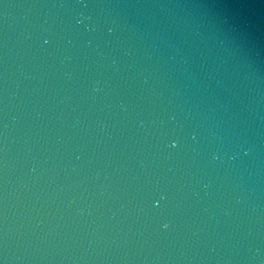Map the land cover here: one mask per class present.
I'll use <instances>...</instances> for the list:
<instances>
[{
    "label": "water",
    "instance_id": "water-1",
    "mask_svg": "<svg viewBox=\"0 0 264 264\" xmlns=\"http://www.w3.org/2000/svg\"><path fill=\"white\" fill-rule=\"evenodd\" d=\"M0 264H264V0H0Z\"/></svg>",
    "mask_w": 264,
    "mask_h": 264
}]
</instances>
